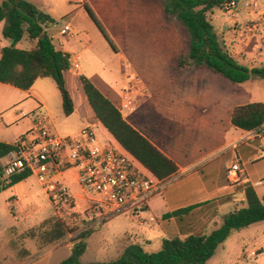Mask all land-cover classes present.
I'll return each instance as SVG.
<instances>
[{
  "label": "rangeland",
  "instance_id": "1",
  "mask_svg": "<svg viewBox=\"0 0 264 264\" xmlns=\"http://www.w3.org/2000/svg\"><path fill=\"white\" fill-rule=\"evenodd\" d=\"M26 1L32 3L40 13L55 17L58 22H61L63 15L78 8L82 1L88 2L114 41L121 58L111 50L94 26L95 32L100 35V44L94 47L98 64L94 65L93 60V64L83 71L85 77L102 66L106 68L105 73L117 78L112 90L118 93V97L113 99L118 109L125 89L138 79L134 84L135 109L131 115L125 116L127 123L141 130L160 148L170 150L182 167L208 162L218 163L225 169L236 159L254 183L257 196L260 199L264 197V127L257 133L259 138L235 141L236 148H232L231 140L239 130L229 120L235 106L254 102L264 104V79L234 84L205 67L177 71L174 59L186 58L187 37L174 18L163 12V0ZM255 1L264 3V0ZM245 14L255 15V18L249 16L246 20L242 18ZM209 17L222 47L239 64L251 68L264 62L261 39L264 36V16L250 10L238 11L234 20L220 8L214 9ZM2 26L3 22H0V48L8 45L1 34ZM28 42L24 35L18 46L27 48ZM47 81L54 93V96L49 94L50 117L40 115L36 121L47 118L45 125L50 132L66 137L80 125L82 109L64 116L59 94L53 82ZM72 96L77 103L75 90H72ZM19 98V92L0 84V141L14 142L28 132L25 123L29 121V116L25 119L19 118V115L12 116L20 108L19 104H15ZM139 99L144 100L137 106ZM96 136L102 145L110 142L98 129ZM110 143L116 145L112 141ZM2 163H5V159ZM187 176L172 177L153 196L160 198L164 190L175 196L181 191L185 192ZM65 180L71 195H83L71 174ZM10 196H15L14 200H8ZM78 209L81 210V207ZM231 209L232 206L222 208L204 233L219 227L222 218ZM51 215H56L71 231L65 240L39 250L34 240L21 237V232L39 225ZM140 217L145 221L139 223L136 218L131 221L129 214L125 213L106 220L89 212L78 213L75 205L58 214L36 179L30 176L16 187L4 190L0 197V264H60L69 256L72 238L89 228L93 232L86 239V251L79 259L82 264L115 259L121 252L122 239L127 236L131 241L140 243L143 250L149 253L160 250L163 238L178 236L173 235L176 226L171 224L168 227L159 213H155V222H149L147 215ZM11 227H15V230ZM22 250L28 251L29 255H24ZM206 264H264V221L244 230L233 231L216 248Z\"/></svg>",
  "mask_w": 264,
  "mask_h": 264
},
{
  "label": "trees",
  "instance_id": "2",
  "mask_svg": "<svg viewBox=\"0 0 264 264\" xmlns=\"http://www.w3.org/2000/svg\"><path fill=\"white\" fill-rule=\"evenodd\" d=\"M229 1L163 0L164 12L174 18L187 37L186 58L174 59L177 71L205 67L234 84H243L250 79H264V62L251 68L243 66L220 43L209 16L214 9L222 8ZM82 8L111 50L118 53L114 41L90 4L83 3ZM39 13L26 0H0V22H3L1 34L9 42L0 49V84L28 90L36 79L49 78L60 95L64 116H69L73 113V103L65 87L64 74L71 68L70 57L54 47L44 32V25L49 17H38ZM24 35L32 43L28 50L16 47ZM79 82L95 119L120 150L136 160L153 178L166 181L176 174L177 167L174 162L132 128L122 118L119 109L90 79L79 75ZM229 120L235 129L257 134L264 127V104L254 102L235 106L230 112ZM15 143L0 142V192L31 176L24 172L11 176L9 181L3 179L2 160L14 149ZM243 192L244 206L226 214L221 225L208 234L163 238L160 250L154 253L144 251L142 245L134 241L124 246L115 259L89 264H206L216 248L233 231L244 230L254 223L264 221V197L258 198L248 183L243 185ZM196 206L165 213L162 218L181 219ZM119 214L124 213L113 214L106 220ZM129 218L134 221L139 216L129 214ZM11 228L15 230V227ZM70 232L56 215H51L39 225L21 232V237L34 240L37 248L41 250L65 240ZM92 232L93 229L89 228L77 233L72 238L73 246L69 256L60 264H82L79 259L86 251V239ZM22 253L29 255L26 250H22Z\"/></svg>",
  "mask_w": 264,
  "mask_h": 264
},
{
  "label": "built area",
  "instance_id": "3",
  "mask_svg": "<svg viewBox=\"0 0 264 264\" xmlns=\"http://www.w3.org/2000/svg\"><path fill=\"white\" fill-rule=\"evenodd\" d=\"M222 9L234 20L238 11L250 10L264 16V3L255 0H230ZM70 28L69 24L64 25L60 35H67ZM137 82L138 79L131 82L121 97L119 112L123 115L135 109L134 84ZM45 123L44 118L37 121L16 141L14 149L4 158L3 179L9 181L13 175L28 172L58 214L75 205L74 198L62 182L67 171L75 174L77 186L83 194L85 212L90 211L103 219L116 213L144 214L147 200L159 193L163 184L172 178L166 181L153 178L116 145L110 142L100 144L91 127L82 128L74 136L60 137L52 134ZM225 176L230 185L246 182L245 170L236 159L227 168Z\"/></svg>",
  "mask_w": 264,
  "mask_h": 264
},
{
  "label": "crops",
  "instance_id": "4",
  "mask_svg": "<svg viewBox=\"0 0 264 264\" xmlns=\"http://www.w3.org/2000/svg\"><path fill=\"white\" fill-rule=\"evenodd\" d=\"M83 3H88V2L82 1L79 4L78 8H76L73 11H69L68 14L63 15L64 17L61 18L62 19L61 22H58L55 17H51L45 12H41L43 15H47L49 17V20L45 22L44 32L51 39L52 44L57 50H60L68 54L70 57L71 68L67 73L64 74V83L73 103V112L74 110L82 109V114L80 117L81 120L80 125L77 126L75 129H73L68 136L76 135L82 128H84L83 125H89L88 127L93 128L95 130V133L97 132L98 129L108 137V140H110V142L112 141L115 143L112 137L95 119L94 114L84 96V93L82 91L79 82V75H84L83 72L84 69L90 66V64H93V60L95 61L94 65L95 63H97L96 59L98 56L97 53L94 52V47L100 44V37H99L100 35H98V33L95 32L93 28L94 27L93 23L84 12L82 8ZM50 8L51 6H49V9ZM163 12H164V4H163ZM249 16L253 19L255 18V15L252 14L251 15L245 14L243 15L242 18H245L247 20ZM66 24H69L71 27L69 33L67 35H60V30ZM262 29H264V27ZM262 38H264V36H262ZM7 43L9 44L8 40ZM19 43L20 42H18L16 45V47L19 49L28 50L29 48L32 47V43L30 41L28 42L27 48H20L18 46ZM115 54L118 56L119 59L121 58V54L119 53V51L118 53ZM105 69H106L105 67L100 66L99 68H96L89 75H86V77L90 79V81L99 89V91L114 104L113 99L118 97V93L115 94L112 90V87L116 84L115 82L117 81V78L113 77L110 74H107V72L105 73L106 71ZM47 80H51V79L49 78L36 79L28 90H19L9 85L3 84V86L8 88L9 90H14L19 92L20 98L15 104H19L20 108H18L16 112L12 113V116L19 115V118L21 119L28 118L29 116L30 118L29 121L25 123L28 131L36 124L37 122L36 118H39L40 115H46V117H50L51 97H49V94L54 96L53 95L54 93L52 91V87L50 83H48ZM72 90L76 91V95L78 94L77 103L72 96ZM143 100L144 99H139L137 102V106L140 103H142ZM60 105H61V99H60ZM24 110L29 111L28 114L25 113ZM132 113H129L127 115H131ZM22 114H25L26 116L22 117ZM127 115L124 116L122 115V118L125 119V116ZM44 119L46 120L47 118ZM129 125L132 128H134L136 131H138L152 145H154L163 155H165L167 158H169L171 161L174 162V164L177 167V172L174 176L181 175V177L182 176L184 177L188 175L185 178V184H186L185 192L181 191V193L175 196L170 194V192L168 193L167 190H164L160 198L157 196H151L147 200V210L142 215L149 216L148 217L149 222L156 221L155 213H159L161 216H163L165 213L172 212L180 208L188 207L191 205H197L193 210H191L187 215H184L181 219L162 218V220L164 223L168 225V227L169 225L174 224L176 226V232H174L173 235H178L180 238H184L189 234H197V235L208 234V233H204L205 229L210 225V223H212L213 218H215L219 214V211L222 208L224 207L230 208L232 206L231 211H233L237 208L244 206L243 185L246 183L251 184L252 187L254 185V183L251 182V179L246 172H245L246 173L245 183L238 185H230L225 176L228 167L223 169L222 167L219 166L218 163L205 162L200 164L199 162H196L194 166L182 167L175 160L174 155L170 150L168 149L165 150L160 148L152 139L145 136L141 132V130H139L138 128H136L131 124ZM256 137L259 138V134L257 135L255 132H245L239 130V133H237L236 136L233 137L231 140V144H232L231 147L236 148L235 141L242 142L244 141V139L251 140L252 138H256ZM0 142L12 144L16 141L14 142L0 141ZM70 174L71 176H73L75 180L74 172L67 171L62 179L64 185L66 182L65 177ZM25 180L18 182L17 184H14L9 188H14L18 184L23 183ZM3 191L0 192V197L3 194ZM71 196L74 198L75 209L77 210V212L81 214L84 213L86 209H85V203L82 200V196L80 194H77L76 197H74L73 195ZM14 197L15 196H10L8 200H12V199L14 200ZM77 200L83 203L79 204ZM158 201H160L162 205H160ZM79 207H81V210L78 209ZM89 213L94 215V213L90 211ZM140 216L137 219V222L142 223L145 220L142 219ZM151 218H153V221H150ZM131 242L134 241H131L130 237L128 239L125 238L122 239V245L124 244V246L130 244ZM121 247H120V251H122L123 249V247L122 248ZM69 251L71 250L69 249Z\"/></svg>",
  "mask_w": 264,
  "mask_h": 264
},
{
  "label": "water",
  "instance_id": "5",
  "mask_svg": "<svg viewBox=\"0 0 264 264\" xmlns=\"http://www.w3.org/2000/svg\"><path fill=\"white\" fill-rule=\"evenodd\" d=\"M44 15L42 13H39L38 14V17H43Z\"/></svg>",
  "mask_w": 264,
  "mask_h": 264
}]
</instances>
